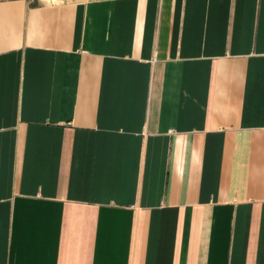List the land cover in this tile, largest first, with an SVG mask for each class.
<instances>
[{
	"label": "crops",
	"instance_id": "obj_1",
	"mask_svg": "<svg viewBox=\"0 0 264 264\" xmlns=\"http://www.w3.org/2000/svg\"><path fill=\"white\" fill-rule=\"evenodd\" d=\"M0 264H264V0H0Z\"/></svg>",
	"mask_w": 264,
	"mask_h": 264
}]
</instances>
